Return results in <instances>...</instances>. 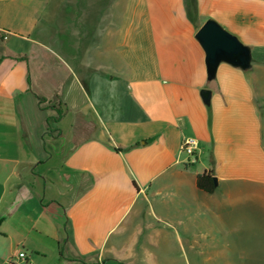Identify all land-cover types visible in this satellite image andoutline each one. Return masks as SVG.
I'll use <instances>...</instances> for the list:
<instances>
[{
	"label": "crops",
	"instance_id": "0c3cea01",
	"mask_svg": "<svg viewBox=\"0 0 264 264\" xmlns=\"http://www.w3.org/2000/svg\"><path fill=\"white\" fill-rule=\"evenodd\" d=\"M210 19L249 70L207 80ZM205 229L264 245V0H0V264H157Z\"/></svg>",
	"mask_w": 264,
	"mask_h": 264
},
{
	"label": "rangeland",
	"instance_id": "374dc122",
	"mask_svg": "<svg viewBox=\"0 0 264 264\" xmlns=\"http://www.w3.org/2000/svg\"><path fill=\"white\" fill-rule=\"evenodd\" d=\"M95 6H100V1L96 2ZM113 28L114 26L111 27ZM111 36H113L112 31L102 44H95L93 63L108 66L107 69H103L106 72L110 67L124 70L126 65H121L113 50ZM107 73L111 75L110 72ZM49 105H56V103L51 102ZM206 223L212 227L210 220ZM245 238L242 233L217 234L211 229H205L202 232L189 234L186 238L183 237L182 245L175 240L164 253L156 250L155 255L159 258L157 264H264V245L254 235L250 237L248 243L244 244Z\"/></svg>",
	"mask_w": 264,
	"mask_h": 264
},
{
	"label": "water",
	"instance_id": "95a60500",
	"mask_svg": "<svg viewBox=\"0 0 264 264\" xmlns=\"http://www.w3.org/2000/svg\"><path fill=\"white\" fill-rule=\"evenodd\" d=\"M205 53L207 80L213 81L220 64L225 63L247 71L251 67L252 56L249 47L243 45L237 37L223 29L210 19L195 35ZM201 98L205 105L210 104L211 91L202 90Z\"/></svg>",
	"mask_w": 264,
	"mask_h": 264
},
{
	"label": "trees",
	"instance_id": "16d2710c",
	"mask_svg": "<svg viewBox=\"0 0 264 264\" xmlns=\"http://www.w3.org/2000/svg\"><path fill=\"white\" fill-rule=\"evenodd\" d=\"M39 104L45 103V100L43 98H39ZM54 110V120L58 121L62 117V110L57 105L51 107ZM196 186L199 190L207 193L212 194L216 190L217 187V180L215 177L212 176L211 172H205L203 174H199L196 177ZM63 250V247L61 245V252ZM75 262H80L81 260L75 259L71 260Z\"/></svg>",
	"mask_w": 264,
	"mask_h": 264
},
{
	"label": "built area",
	"instance_id": "2783aa9c",
	"mask_svg": "<svg viewBox=\"0 0 264 264\" xmlns=\"http://www.w3.org/2000/svg\"><path fill=\"white\" fill-rule=\"evenodd\" d=\"M195 140L193 138H186L181 143V150L185 152L191 159V161H196V147ZM26 262V254L21 252L17 257L10 260V264H21Z\"/></svg>",
	"mask_w": 264,
	"mask_h": 264
}]
</instances>
